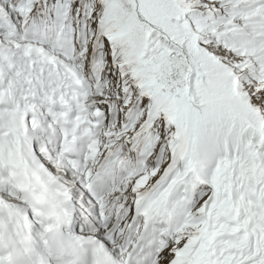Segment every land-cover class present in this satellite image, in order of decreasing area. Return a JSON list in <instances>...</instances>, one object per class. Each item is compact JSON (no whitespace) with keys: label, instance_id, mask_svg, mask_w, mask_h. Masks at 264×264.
I'll return each instance as SVG.
<instances>
[{"label":"snow or ice","instance_id":"6c2138e0","mask_svg":"<svg viewBox=\"0 0 264 264\" xmlns=\"http://www.w3.org/2000/svg\"><path fill=\"white\" fill-rule=\"evenodd\" d=\"M0 264H264V0H0Z\"/></svg>","mask_w":264,"mask_h":264}]
</instances>
